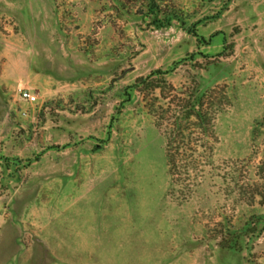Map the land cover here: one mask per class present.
Wrapping results in <instances>:
<instances>
[{
	"label": "rangeland",
	"instance_id": "rangeland-1",
	"mask_svg": "<svg viewBox=\"0 0 264 264\" xmlns=\"http://www.w3.org/2000/svg\"><path fill=\"white\" fill-rule=\"evenodd\" d=\"M140 77L227 92L188 200ZM263 159L264 0H0V264H264Z\"/></svg>",
	"mask_w": 264,
	"mask_h": 264
},
{
	"label": "trees",
	"instance_id": "trees-1",
	"mask_svg": "<svg viewBox=\"0 0 264 264\" xmlns=\"http://www.w3.org/2000/svg\"><path fill=\"white\" fill-rule=\"evenodd\" d=\"M134 86H146L153 93L159 90L155 101L150 103L149 110L157 125L164 128L166 135L167 160L174 190L172 194L176 195L174 187L179 186L182 189V199L188 200L198 188L205 185L209 172L215 168L214 152L219 142L217 118L229 100L227 92L221 87L178 88L171 83L150 84L147 77L138 78ZM240 190L248 204L255 203L257 197L261 198L260 203H264V159L258 166V179L253 182L248 178L244 179ZM230 232L228 230L227 235L222 237L220 246L242 250L240 238L228 237Z\"/></svg>",
	"mask_w": 264,
	"mask_h": 264
},
{
	"label": "built area",
	"instance_id": "built-area-1",
	"mask_svg": "<svg viewBox=\"0 0 264 264\" xmlns=\"http://www.w3.org/2000/svg\"><path fill=\"white\" fill-rule=\"evenodd\" d=\"M22 95H23V97H25L26 99H29V100H35V98H36L29 91H23Z\"/></svg>",
	"mask_w": 264,
	"mask_h": 264
}]
</instances>
